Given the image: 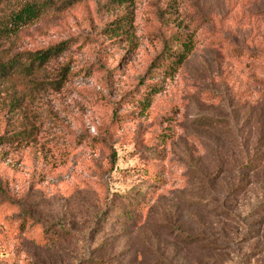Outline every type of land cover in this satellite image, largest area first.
Listing matches in <instances>:
<instances>
[{
	"label": "rangeland",
	"instance_id": "obj_1",
	"mask_svg": "<svg viewBox=\"0 0 264 264\" xmlns=\"http://www.w3.org/2000/svg\"><path fill=\"white\" fill-rule=\"evenodd\" d=\"M34 1L0 57L65 50L0 80V264H264V0Z\"/></svg>",
	"mask_w": 264,
	"mask_h": 264
},
{
	"label": "trees",
	"instance_id": "obj_2",
	"mask_svg": "<svg viewBox=\"0 0 264 264\" xmlns=\"http://www.w3.org/2000/svg\"><path fill=\"white\" fill-rule=\"evenodd\" d=\"M116 2H127V0H112ZM52 6L46 1L34 0H0V42L8 37L17 36L18 33L27 26L41 19ZM127 22V20H126ZM127 25H118L110 30L116 32L115 37L124 34L122 27ZM65 49L63 45L48 48L38 52H22L9 59L0 57V80H10L19 78L34 90V77L42 72L46 66ZM187 52L189 48L185 49ZM184 50V51H185ZM184 52L178 53L172 64L180 65L186 58ZM167 57H171L170 54ZM2 144V142H0ZM256 167L253 165L252 169Z\"/></svg>",
	"mask_w": 264,
	"mask_h": 264
}]
</instances>
